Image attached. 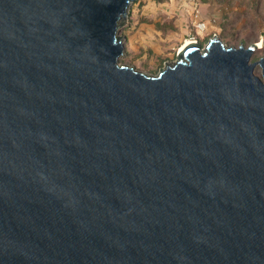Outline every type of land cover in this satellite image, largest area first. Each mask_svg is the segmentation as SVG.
Listing matches in <instances>:
<instances>
[{"label": "water", "instance_id": "95a60500", "mask_svg": "<svg viewBox=\"0 0 264 264\" xmlns=\"http://www.w3.org/2000/svg\"><path fill=\"white\" fill-rule=\"evenodd\" d=\"M132 1L0 0V264H264V54L137 69Z\"/></svg>", "mask_w": 264, "mask_h": 264}, {"label": "rangeland", "instance_id": "374dc122", "mask_svg": "<svg viewBox=\"0 0 264 264\" xmlns=\"http://www.w3.org/2000/svg\"><path fill=\"white\" fill-rule=\"evenodd\" d=\"M119 34L120 60L153 74L177 59L186 39L203 47L214 35L226 45L257 44L256 60L264 54V0H133Z\"/></svg>", "mask_w": 264, "mask_h": 264}, {"label": "bare ground", "instance_id": "6f19581e", "mask_svg": "<svg viewBox=\"0 0 264 264\" xmlns=\"http://www.w3.org/2000/svg\"><path fill=\"white\" fill-rule=\"evenodd\" d=\"M192 40H188V39H186L185 41H184V43L182 44V46H181V48H183V47H185V45H187L188 43H190ZM180 48V49H181Z\"/></svg>", "mask_w": 264, "mask_h": 264}]
</instances>
